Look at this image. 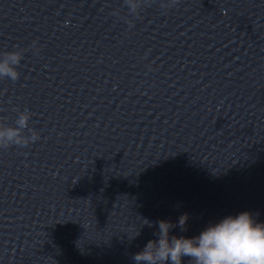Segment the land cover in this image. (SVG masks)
<instances>
[{"label": "water", "instance_id": "1", "mask_svg": "<svg viewBox=\"0 0 264 264\" xmlns=\"http://www.w3.org/2000/svg\"><path fill=\"white\" fill-rule=\"evenodd\" d=\"M161 2L0 0V59L22 56L0 130L27 110L39 134L0 148V264H135L184 213L171 234L264 222V0Z\"/></svg>", "mask_w": 264, "mask_h": 264}, {"label": "clouds", "instance_id": "2", "mask_svg": "<svg viewBox=\"0 0 264 264\" xmlns=\"http://www.w3.org/2000/svg\"><path fill=\"white\" fill-rule=\"evenodd\" d=\"M152 2L124 0V4L135 15L140 14L142 6ZM178 3L179 0H162L160 6L168 9ZM3 57L0 59V78L16 81L19 78L16 66L22 59L21 53L7 52ZM30 115L25 110L19 114L16 127L0 130V148L13 145L24 147L39 139L35 131L30 136L22 134V130L28 127ZM188 219V214L184 213L175 223L163 219L157 221L158 231L155 235L158 238L149 240L133 256L135 264H184V258H188V264H264V222H257L251 212L227 216L217 223L209 224L197 236L171 234L174 227L186 230ZM144 223L152 227V222L145 220Z\"/></svg>", "mask_w": 264, "mask_h": 264}]
</instances>
